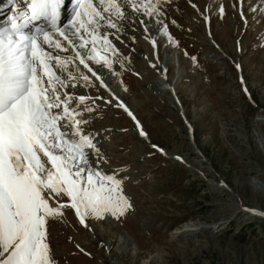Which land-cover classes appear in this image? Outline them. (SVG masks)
<instances>
[{
  "label": "rangeland",
  "instance_id": "rangeland-1",
  "mask_svg": "<svg viewBox=\"0 0 264 264\" xmlns=\"http://www.w3.org/2000/svg\"><path fill=\"white\" fill-rule=\"evenodd\" d=\"M242 10L171 0L166 32L126 22L119 44L109 36L111 68L81 50L103 84L76 60L91 79L75 94L95 99L102 168L127 177L133 209L89 228L66 208L47 225L57 264H264V0Z\"/></svg>",
  "mask_w": 264,
  "mask_h": 264
},
{
  "label": "snow or ice",
  "instance_id": "snow-or-ice-1",
  "mask_svg": "<svg viewBox=\"0 0 264 264\" xmlns=\"http://www.w3.org/2000/svg\"><path fill=\"white\" fill-rule=\"evenodd\" d=\"M170 2L71 0L72 15L63 26L65 0H6L0 5L13 6L0 26V264H57L47 225L51 219H63L69 206L89 228L90 220L118 219L133 209L123 188L127 177L102 168L107 158L98 146L99 132L88 127L98 106L92 97L74 91L80 81L87 86L91 77L81 73L75 61L103 84L81 50L90 46V59L111 68L116 61L108 53L116 56L119 50L109 36L119 40L126 22H138L145 33L150 22L166 32L162 18ZM238 2L244 19L243 0ZM219 13L224 14L222 5ZM55 50H71L75 56ZM118 106L146 136L131 111L123 103Z\"/></svg>",
  "mask_w": 264,
  "mask_h": 264
},
{
  "label": "bare ground",
  "instance_id": "bare-ground-1",
  "mask_svg": "<svg viewBox=\"0 0 264 264\" xmlns=\"http://www.w3.org/2000/svg\"><path fill=\"white\" fill-rule=\"evenodd\" d=\"M5 0H0V4L1 3H3ZM69 0H65V2H68ZM181 1V0H180ZM65 9H66V5H63L62 6V10L64 11V17L61 19V21H62V25L61 26H63V24H67V21H68V19L70 18L69 16V14H70V10H69V8L67 7V10H66V12H65ZM165 9H166V12L168 11V5H165ZM61 10V11H62ZM72 10V9H71ZM165 17H167V16H165ZM170 17V16H169ZM168 18V17H167ZM6 20H3L2 21V23H1V25H3V23L5 22ZM170 27L168 26V29H169ZM103 31H107V32H109V33H111L113 30H111V29H109V28H105V29H103ZM56 38H59L58 37V34H57V37ZM62 39V38H61ZM112 40V39H111ZM150 40V39H149ZM117 42V43H116ZM119 41L118 40H116L115 41V43L116 44H119L118 43ZM55 52H57V53H59L61 56H64V55H68V56H70V54H69V52H67V53H60L59 52V50H55ZM77 90H81V87H76L75 88V93H76V91ZM90 93V92H89ZM77 95H80V94H77ZM86 95V94H85ZM43 158V157H42ZM46 159V158H45Z\"/></svg>",
  "mask_w": 264,
  "mask_h": 264
}]
</instances>
